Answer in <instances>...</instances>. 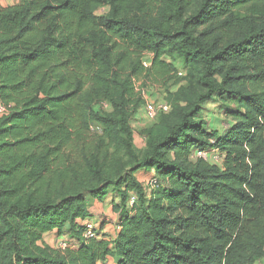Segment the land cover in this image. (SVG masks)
<instances>
[{
	"label": "trees",
	"instance_id": "trees-1",
	"mask_svg": "<svg viewBox=\"0 0 264 264\" xmlns=\"http://www.w3.org/2000/svg\"><path fill=\"white\" fill-rule=\"evenodd\" d=\"M172 54L197 76L137 152L136 80L168 83ZM217 100L234 104L223 132L203 118ZM0 101V264H264V0L0 4ZM208 148L221 163L192 158ZM110 197L115 236L86 238Z\"/></svg>",
	"mask_w": 264,
	"mask_h": 264
},
{
	"label": "rangeland",
	"instance_id": "rangeland-1",
	"mask_svg": "<svg viewBox=\"0 0 264 264\" xmlns=\"http://www.w3.org/2000/svg\"><path fill=\"white\" fill-rule=\"evenodd\" d=\"M16 1L17 0H0V4L9 5ZM165 59L167 62L174 63L178 69L174 77L169 80L168 83H163L160 80H156L153 78V76H143L140 79H137L135 83L136 91L142 99V104L134 114L131 120V125L134 132V147L136 151L140 153L143 152L146 147V128L152 125L161 113L168 112L169 110H167V106L169 104V91H174L177 87L187 84L190 81V73H193L195 76H197L195 73V68L193 69L189 64L184 62V60L178 54L166 55ZM146 62H150V55L147 56ZM149 105L157 108L156 118L152 119L148 115L147 108ZM102 106L106 111L112 110L108 103H104ZM230 107H234L232 101H223L222 103L220 100L210 101L206 104L205 109L203 110V118L207 119L208 125L210 127L217 129L219 132H223L230 127L229 123H232L231 119L227 117L226 112ZM192 158L194 159L193 156ZM140 174L142 175L138 176V179H140V181L143 183L145 180L151 178V174L145 171H142ZM153 190H146L149 197L152 195ZM133 201H135V198H133ZM90 204L91 207H95L92 200L90 201ZM105 205V202H101V204L96 207L102 211L100 212L101 217L96 218L97 220L95 224L99 231L101 224L103 226L106 223L110 231L112 229V231L115 232L119 223V215L113 210L110 212V207H105ZM45 242L54 249H60L59 247H61L59 245L60 241H57V236L54 235L52 237H45ZM258 264H263V262H258Z\"/></svg>",
	"mask_w": 264,
	"mask_h": 264
},
{
	"label": "built area",
	"instance_id": "built-area-1",
	"mask_svg": "<svg viewBox=\"0 0 264 264\" xmlns=\"http://www.w3.org/2000/svg\"><path fill=\"white\" fill-rule=\"evenodd\" d=\"M145 65H149L150 62H144ZM170 109L169 105L167 106V110ZM8 112V107L0 101V116L6 114ZM148 115L153 119L157 116V108L149 105L147 108ZM214 142V141H213ZM194 159L203 158L207 161H211V163H221L223 160L222 153L218 151L216 148H208V149H196L193 152ZM159 180L157 177H152L148 180H145L144 187L146 190H152L156 186H158ZM134 201L132 200V203ZM85 225V237L86 238H94L98 237L96 225L93 223L92 219L84 220ZM62 242V243H61ZM59 247L60 249H66L68 247L76 248L78 244L76 242H69L67 240H60ZM99 264H114L111 258L104 259Z\"/></svg>",
	"mask_w": 264,
	"mask_h": 264
},
{
	"label": "crops",
	"instance_id": "crops-1",
	"mask_svg": "<svg viewBox=\"0 0 264 264\" xmlns=\"http://www.w3.org/2000/svg\"><path fill=\"white\" fill-rule=\"evenodd\" d=\"M142 174H139L138 176H141ZM111 201H112V197L106 199V201H105V204H106L105 207H107V206L110 207V212H112ZM99 204H101V202L95 200V201H93V205H95V207H91V214H92L91 218H93L95 221L97 220L96 218L101 217V213L100 212L102 210L96 208ZM100 227L103 229V230H101V233L105 235V236H103L104 238H112V237L115 236V232L112 231V229L110 231V229L107 227L106 223L103 226L101 224Z\"/></svg>",
	"mask_w": 264,
	"mask_h": 264
},
{
	"label": "clouds",
	"instance_id": "clouds-1",
	"mask_svg": "<svg viewBox=\"0 0 264 264\" xmlns=\"http://www.w3.org/2000/svg\"><path fill=\"white\" fill-rule=\"evenodd\" d=\"M152 190H153V189H152ZM109 258H110V257H109ZM111 259H112V258H111ZM101 261H103V260H101ZM101 261H100V262H101ZM100 262H99V263H100ZM99 263H98V264H99ZM114 264H115V263H114Z\"/></svg>",
	"mask_w": 264,
	"mask_h": 264
}]
</instances>
